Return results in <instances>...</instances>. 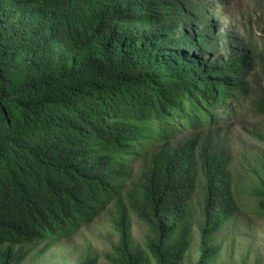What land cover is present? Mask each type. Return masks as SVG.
<instances>
[{
    "label": "trees",
    "instance_id": "1",
    "mask_svg": "<svg viewBox=\"0 0 264 264\" xmlns=\"http://www.w3.org/2000/svg\"><path fill=\"white\" fill-rule=\"evenodd\" d=\"M210 3L0 0V264L46 252L113 202L112 264H184L198 225L197 264L214 263L240 210L215 136L248 100L264 115V51L185 57L212 51V31L198 29ZM251 195L264 217V177ZM132 214L148 227L143 245Z\"/></svg>",
    "mask_w": 264,
    "mask_h": 264
},
{
    "label": "rangeland",
    "instance_id": "2",
    "mask_svg": "<svg viewBox=\"0 0 264 264\" xmlns=\"http://www.w3.org/2000/svg\"><path fill=\"white\" fill-rule=\"evenodd\" d=\"M208 1L211 2L208 13L205 20L199 21L198 29L212 31L208 34L212 51L189 53L185 57L195 62L225 60L251 49L256 59L264 51V0ZM255 83L257 88L263 85L261 79ZM188 135H180L173 144ZM215 142L231 155L240 210L219 232L221 250L213 264H264V217L257 211L259 199L251 195L252 189L264 177V115L258 114L250 100L244 102L238 114L219 127ZM142 163L134 164V178L139 176ZM195 201L201 206L200 192ZM118 210L117 203L113 202L93 223L83 226L72 237L57 241L44 253L41 250L46 242L30 246L31 252L24 264H76L92 255L99 257V264H112L107 256L113 255V246L119 240ZM131 220L134 241L145 244L148 227L134 214ZM200 235L201 226L198 225L184 264H197L201 256Z\"/></svg>",
    "mask_w": 264,
    "mask_h": 264
}]
</instances>
